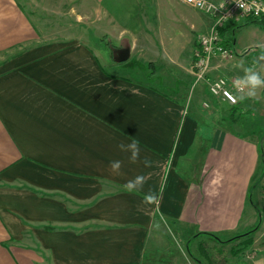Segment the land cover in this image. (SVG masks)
Returning <instances> with one entry per match:
<instances>
[{
    "label": "crops",
    "instance_id": "obj_1",
    "mask_svg": "<svg viewBox=\"0 0 264 264\" xmlns=\"http://www.w3.org/2000/svg\"><path fill=\"white\" fill-rule=\"evenodd\" d=\"M37 2L0 0V264H158L169 230L181 245L167 264H188L201 237L249 231L255 135L226 127L212 98L202 128L180 115L211 19L181 0ZM214 64L213 77L227 71ZM132 139L135 164L118 148ZM137 175L143 190L128 192ZM257 248L245 264L264 261Z\"/></svg>",
    "mask_w": 264,
    "mask_h": 264
},
{
    "label": "rangeland",
    "instance_id": "obj_2",
    "mask_svg": "<svg viewBox=\"0 0 264 264\" xmlns=\"http://www.w3.org/2000/svg\"><path fill=\"white\" fill-rule=\"evenodd\" d=\"M29 4V10H38L42 12V8L38 6L39 4L37 0H30ZM62 10L66 11L67 9ZM245 23L246 21L232 26V30L235 27L241 26V28H236L231 36V39H233L231 43L234 42V44H231V49L234 55L233 60L227 63L215 61L216 65L218 64L219 66L222 64L221 67H227V71H223L221 74L222 76L229 78L243 76V69L240 66L241 61L244 62V67H248L253 64L259 55L264 54V50L256 47V45L262 44L260 39L264 36V30L258 27V29H256L254 25H248L243 28V24ZM228 24L229 23H226L224 25ZM224 25L222 27H224ZM250 47L255 49L248 51ZM234 59L237 64L235 66H230V64L234 62ZM257 70L260 71L261 75H264V61H261L258 64ZM215 76H217V74ZM192 81L190 83H192ZM187 96L190 105L188 107L190 108L186 110L182 108L180 115H183L184 117L186 114V117H188L193 116L192 111L199 113L204 118L202 119V117H200L202 121H200V123L198 122L199 126L202 128L204 125L203 123H207L205 116L207 115V111L210 110L208 109L210 107L209 105L208 108L203 106V100L208 101L211 97L208 95L207 91H205V87L202 84L193 87V89L188 92ZM255 99L257 102L259 101V107H254L251 111L246 110V108L233 110L230 106L226 105L219 107L223 113V124L226 127L233 132H237L244 136H251L248 132L250 131L255 135L253 137L256 138V142L258 143L259 169L257 177L251 185L249 202L247 203L246 208L247 211H251L254 208V225L249 231L244 233H249L250 235L248 234V237L232 238L233 240L231 239L227 241H216L208 237H201L198 241L191 244V258L188 259V264H197L196 261L200 262V264H209L208 258H212L215 263L220 260H225L226 264H245L247 261L246 257L250 258L252 253H255L257 247L264 250V88L258 90ZM250 112H253V114ZM231 113H234L233 117H230ZM231 120H235L233 122H236V124L234 125L231 123ZM253 229L254 231L250 233ZM168 234L170 238L168 241L169 249L173 248V250L166 251L165 254L159 253L158 251L159 255L157 257L150 258L152 262L157 261L158 264H167L171 261V254L174 255L175 249L180 247L181 244H178L174 239L175 234L172 233L171 230H169ZM249 239L252 241L251 245H247ZM254 241L256 244L255 247H252Z\"/></svg>",
    "mask_w": 264,
    "mask_h": 264
},
{
    "label": "built area",
    "instance_id": "obj_3",
    "mask_svg": "<svg viewBox=\"0 0 264 264\" xmlns=\"http://www.w3.org/2000/svg\"><path fill=\"white\" fill-rule=\"evenodd\" d=\"M181 1L205 14L212 22L209 31L198 35L196 39L192 64L193 87L202 84L212 99L230 107L237 106L239 101L232 102L229 99V95H236L232 87L235 78L212 76L214 60L227 63L234 57L232 49L223 45L219 29L226 23L238 24L249 18L264 22V0H220L218 3L209 1L215 5L210 11L194 7L186 0ZM239 4L245 7L240 8ZM203 106L208 108L207 103H203Z\"/></svg>",
    "mask_w": 264,
    "mask_h": 264
},
{
    "label": "clouds",
    "instance_id": "obj_4",
    "mask_svg": "<svg viewBox=\"0 0 264 264\" xmlns=\"http://www.w3.org/2000/svg\"><path fill=\"white\" fill-rule=\"evenodd\" d=\"M186 2L194 7L206 10H212L215 5L211 4L209 0H186ZM240 8L245 7L243 4H239ZM256 47L264 50V44H258ZM264 61V54H261L253 62L251 66L244 67L243 61H241L240 66L243 69V76H238L233 81L232 87L235 89L236 95H229V99L232 102L243 101L245 99H254L257 96L259 89L264 88V75H261L260 71L257 70V65ZM121 152L130 154L128 157L129 163H137L141 160V147L140 142L137 139H132L128 143L121 142L118 145ZM145 166H149V162L145 159ZM123 166V161L115 160L109 165L111 171L114 174H119L120 169ZM146 183V177L144 175H137L132 180H129L124 188L128 192L141 191ZM158 196L154 192H149L145 195L144 203L153 204L157 201ZM257 264H264V261H259Z\"/></svg>",
    "mask_w": 264,
    "mask_h": 264
},
{
    "label": "trees",
    "instance_id": "obj_5",
    "mask_svg": "<svg viewBox=\"0 0 264 264\" xmlns=\"http://www.w3.org/2000/svg\"><path fill=\"white\" fill-rule=\"evenodd\" d=\"M257 24V25H261L264 27V22H261V21H258V20H254V19H247L246 20V23L245 24ZM236 23H229L228 25H224V27H222L220 30H219V35L220 37L222 38V42H223V45L226 47V48H230L231 49V42L232 40L230 39V34H231V30H232V26L235 25ZM228 36V37H227ZM233 110H235L237 108V106L235 107H231ZM234 116V113H231L230 114V117H233ZM254 231L251 230L250 233ZM249 233L247 234H244L242 236H239V237H235V238H240V237H248ZM206 237L208 238H211V239H214V240H217L213 235H206ZM234 238V239H235ZM231 240V239H230ZM233 240V239H232ZM252 244V241L249 239L248 242H247V245H251ZM208 262L209 264H226L225 260H220L218 262L215 263V261L212 259V258H208Z\"/></svg>",
    "mask_w": 264,
    "mask_h": 264
}]
</instances>
